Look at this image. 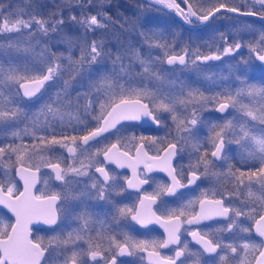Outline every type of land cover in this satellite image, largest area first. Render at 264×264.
I'll return each mask as SVG.
<instances>
[{
    "label": "snow or ice",
    "instance_id": "6c2138e0",
    "mask_svg": "<svg viewBox=\"0 0 264 264\" xmlns=\"http://www.w3.org/2000/svg\"><path fill=\"white\" fill-rule=\"evenodd\" d=\"M152 2L174 9L188 23H192L193 17L207 22L214 19L221 10L264 18V0H253V5L261 6L260 11L249 10L243 13L240 7H230L222 0H213L207 8L201 7L196 0L191 3L189 0H181L186 9L181 8L177 0ZM87 4L91 6L93 0H87ZM102 6V3L98 5ZM59 16L57 19V13L51 14L49 18L29 14L25 18L23 10L8 12L6 15L0 12V17H3L0 19V34H15L18 37L26 35V39L15 42L9 39L7 47L17 52H29L42 45V40H36L37 35L47 40L50 34L62 30V11ZM70 20L78 24L83 33L77 38L78 43L61 37L68 44L67 56L52 52L47 44H43L36 62H25L23 65L11 62L5 65L0 62V132L6 131L13 141H21L0 146V167L3 168L0 173V205H4L15 217L12 223L0 220V264H49L53 252L58 253L57 258L61 264H89V261H97L98 257L106 258V253H115L111 255L108 264H117V256L124 255L138 256L143 264L144 254L148 264H184L181 258L192 259L194 264H200L201 253L190 251L188 242L182 244L181 228L184 224L199 225L202 221L217 217L225 218L226 226L215 232L202 233L199 229L188 232L202 253L218 256V264H264V85L242 81L243 86L235 91L223 89L211 95H206L199 88L187 87L185 90L184 86H181L179 92L165 91L159 86L164 77L161 70L156 69V60L151 57L145 59L139 51L133 50L129 55L134 62L138 61L141 68L139 73H133L132 65H126L125 57L118 53L112 60V70L92 79L89 83L90 91L77 93L73 99L70 92L72 82L83 74L85 67L91 68L104 56H111L110 52L104 51L103 40L89 42L87 34L104 29L106 21L115 22L107 13L99 11L96 14L81 15L79 20L76 15H72ZM221 39L227 42L223 35ZM155 46L166 50L171 47L159 41H156ZM74 47L79 48L78 58H74ZM241 47V42L234 41L224 47L222 52L218 50L210 55L195 50L191 53L195 57L191 63L196 65L198 61L219 60L221 55L235 52ZM248 47L259 61L264 62V34L257 44L250 43ZM165 55L169 65L188 63L187 48L184 54L167 55L166 51ZM65 75L68 79H63ZM137 77L142 86L131 84ZM58 79L63 80V88L56 92L55 99L29 116L28 111L21 107L24 99L31 100L37 94L43 95L42 90L46 85ZM145 80L155 81L157 86L150 88L144 83ZM82 97L85 100L83 105L80 104ZM208 105H214L219 113L233 109L235 115L224 118L222 122L209 123L207 137L203 141H193L196 126L207 123L201 121L200 112ZM161 113L171 116L177 132L174 140L162 147L163 155L150 156L145 150V144L140 143L136 147L135 156H132L128 151L121 150L119 140L92 150L95 144L105 138V133L117 129L122 121L148 118L159 125L162 122ZM56 121L59 122V132ZM92 122L95 127H91ZM21 123H24L23 128L19 127ZM69 130L72 135H68ZM26 136L31 137V144L24 142ZM140 140L157 143L154 137H140ZM181 142L191 143L190 156H195V160L190 159L188 165L190 171L187 184L182 182L184 168L181 167L178 173L172 164L173 158L183 151ZM230 143L239 146L240 163L246 165V169L228 164L226 171L216 170L217 161L226 162L229 159L225 145ZM208 146L212 149L210 152ZM57 148L67 153V161L61 157L53 162ZM108 164L131 169L132 175L123 178L126 188L109 171L106 167ZM141 165L145 172L154 169L166 172L171 183L159 184L153 192L141 195L137 206H120L113 201L116 214L112 220L116 227L129 216L142 226L155 222L163 227L166 239L137 240L127 233L105 235L109 231L105 222L94 220L87 210L76 213L75 219L79 221L77 228L66 235L49 238L47 244L43 237L34 234V225L38 223L56 225L65 211L63 205L69 199L80 200L86 195L91 197L95 192V199L107 201L111 200L113 194L119 196L127 189L140 190L142 185L149 183L148 179H141ZM42 168L51 169L54 180L61 183L63 191L51 190V175L49 179L43 180L44 188L39 192L34 191L41 179ZM201 176L215 177L217 182L231 184L234 190L219 199H210L208 192L204 191L201 197L189 200L178 208H166L160 214L154 210L153 206L163 196H175L178 189L196 184ZM15 177L23 182V190L18 188ZM81 177H89L91 184L85 185L79 193H74L73 185ZM231 198L236 199L240 206H233ZM197 203L198 211L194 207ZM96 223H99V229L94 227ZM92 232H95L94 236ZM224 232L238 235V241L225 242L218 235ZM253 232L260 238L258 243L252 238ZM120 234L123 235V241L117 239ZM105 242L107 248L104 247ZM84 245H87L86 249ZM170 245L177 246L175 255H163L160 249Z\"/></svg>",
    "mask_w": 264,
    "mask_h": 264
},
{
    "label": "flooded vegetation",
    "instance_id": "af4514ba",
    "mask_svg": "<svg viewBox=\"0 0 264 264\" xmlns=\"http://www.w3.org/2000/svg\"><path fill=\"white\" fill-rule=\"evenodd\" d=\"M193 0H189L191 3ZM209 2L204 5V8L209 7L213 0H208ZM197 3L201 6V0H196ZM222 2L228 3L229 6H237L240 7L241 13L249 11V10H256L260 11L261 6L259 4L253 5V0H222ZM177 3H181V0H177ZM183 7L186 9V5L181 3ZM202 7V6H201ZM169 11L173 14V17L176 18V21L182 25V27L187 28L189 30H196L202 29L204 26L209 24L212 21H215V32L218 34L216 38L210 46L206 47L205 44L201 47V50L204 51L203 55H208L213 52H222L223 48L233 44L234 41H239L242 44L241 49L236 50L235 52L221 55L219 60H208V61H198L201 64H208V63H223L226 61H231L236 64V67L233 69L235 70V78L234 83L232 85V91L235 89L242 87V81H246L249 84H257V85H264V77L259 76H250L244 77V79L239 78V73L242 70L250 69V67L255 68H262L264 70V62H261L257 59L255 53L250 52L248 44H257L260 41L261 35L264 34V18L259 16H245L240 13H231L227 12L226 10H221V12L216 15L214 19H210L207 22H201L197 20L195 17L192 18V23L182 22L183 17H181L174 9H169ZM117 12V11H116ZM111 13V12H110ZM174 18V19H175ZM231 29L230 34L227 33L225 30ZM222 35L227 38V42L221 39ZM184 51L179 53H168V54H180ZM195 58V57H194ZM242 66V67H240ZM248 67V68H247ZM206 88V87H205ZM205 88L202 90L208 95ZM38 95V94H37ZM35 98V97H33ZM31 98V99H33ZM73 98V96H72ZM28 99V98H26ZM83 101V100H82ZM80 100V104L83 105L85 101L82 102ZM147 102V101H146ZM212 114L216 116V118L221 119V115L225 113H219L215 111V106L206 107ZM81 117L83 118V110L81 109ZM161 123L157 124H141L138 121H122L121 124L117 125V129L110 130L109 133H105L103 139L99 141V143L95 144L92 148L94 151L96 147H103L104 145H110L111 143H115L118 140L120 141V147L122 151H128L130 155L135 156L136 154V147L140 143L145 144V150L148 152L150 156L161 155L162 147H165L168 142H172L174 138L170 134L171 128L169 127V122L165 115L160 116ZM90 119V118H89ZM75 123V121H73ZM95 123H91V127H95ZM60 131V128H58ZM73 133L69 130L68 135H72ZM140 137H154L157 140V143L153 144L149 140L141 141ZM134 138V139H133ZM128 145V147H125ZM212 149L209 148V152ZM203 151V149H201ZM63 158L67 161V153L59 148L53 154V162H56V158ZM102 159V157H101ZM240 159L236 155H232L229 158V164L235 165V167L246 169V165L240 163ZM192 160V159H191ZM195 160V159H194ZM192 160V161H194ZM190 162V158H187V155L184 153L179 152L176 157L173 158L172 164L173 167L177 169L179 173L181 171V167L184 168V178L182 182L187 184L188 178V165ZM251 163V161L249 162ZM224 168L223 161L216 162V168L218 167ZM259 165L257 164L256 167ZM106 167L109 171L116 175L121 182V186L126 188V183L124 181V177H130L132 175L131 169L125 168H118L115 164H108ZM219 170V169H218ZM141 173V179H148L149 183L144 184L141 186L140 190L136 189H127L124 193L117 196L115 194L112 195L111 200L102 201L99 199H95V192L92 193V196H84L80 200H72L69 199L63 205L65 211L61 214L60 218L57 221L56 225H45L42 222L34 225V234L37 236H41L44 238L45 243H48L49 238L56 237V236H63L66 235L72 229H75L79 226V221L75 219L76 213L81 211L87 210L89 213L92 214L93 219L96 221H104L107 225L109 231L105 232V235H116L118 233H127L137 240L140 239H157V240H164L167 238V234L164 232L163 227L160 224L155 222L150 223L146 226H142L135 221L131 220V217H127L120 221L119 227H116L112 217L116 214L115 209L113 206V201L116 205H128L129 207L137 206L139 204L140 196L144 193H151L159 184H170L171 178L168 174L160 169H154L152 172H145L143 169V165L140 166L139 169ZM202 171V169H201ZM94 173L95 170L92 169ZM14 174V170H13ZM52 176L49 179V176ZM98 176V174H96ZM40 181H38L36 188L34 191L39 192L40 189L44 188L43 180L49 179V186L51 190L54 191H63L61 187V183L59 181L54 180V174L51 173V169L42 168L40 173ZM179 178V177H178ZM16 179V178H15ZM78 183L73 185V192L79 193L84 189L85 185L91 184V179L89 177H81L77 178ZM102 179V178H101ZM18 188L20 189L19 182L17 184ZM233 186L231 184H227L223 181L217 182L215 177L212 176H201V178L196 182V184L188 185L186 188H181L177 190V194L175 196H163L161 200L157 201V204L153 206L154 210L160 214L166 208H178L181 204L186 203L189 200H194L196 198L201 197V193L204 191L208 192L210 199H219L225 193L232 192ZM232 199V204L235 207H239V202ZM228 200H226V204ZM195 209L199 210V204L194 205ZM0 220H4L6 222L12 223L14 222V218L8 214L3 208L0 207ZM242 221L245 218H241ZM245 223H249L245 221ZM226 226L225 218L217 217L213 220L202 221L199 225H187L184 224L181 228V242H188L189 250L192 252L201 253L199 256L200 264H218L219 257L215 254L209 253H202V249L200 246L192 240V237L188 235V232L193 230L199 229L202 233L203 232H215L216 229ZM96 229L100 228L99 223L94 225ZM186 229V231H185ZM93 236L95 232L91 233ZM225 242H236L238 241V235L233 236L229 235V233H219L218 234ZM252 238L255 242H259L260 238L254 232L252 233ZM117 239L123 241V235H117ZM181 244V246H182ZM104 247L107 248V243L105 242ZM175 245H170L166 249H160L163 255L174 256ZM84 248H87V245H84ZM115 253H106V258L98 257L97 261H89V264H108V261L111 259V255ZM58 253L53 252L51 254V259L49 260V264H61L60 259L57 258ZM184 264H194L192 259H185ZM117 264H142L140 258L138 256H117ZM143 264H148L146 254H144Z\"/></svg>",
    "mask_w": 264,
    "mask_h": 264
},
{
    "label": "rangeland",
    "instance_id": "374dc122",
    "mask_svg": "<svg viewBox=\"0 0 264 264\" xmlns=\"http://www.w3.org/2000/svg\"><path fill=\"white\" fill-rule=\"evenodd\" d=\"M151 1L152 0H148ZM102 3H106V0L101 1ZM193 2V1H192ZM209 1L202 0L201 6L203 7ZM118 6L121 7L122 11H125L126 15H122L117 18V20H113V22L106 21V27L104 29H97L94 33L89 32L87 34V40L91 42L92 40H103L104 41V51L110 52L111 56H104L97 64L91 66V68L85 67L83 74L78 77L75 81L72 82V86L70 89L71 96L75 99L77 93H84L90 91L89 83L92 79L98 77L100 74L104 72H109L112 70L113 64L112 60L119 53L124 56V63L126 65H132L133 73H139L141 68L139 66L138 61L134 62L130 58V52L133 50L139 51L142 57L145 59L151 57L153 60H156V69L161 70V74L164 77V80L160 82V87H162L165 91L171 90L173 92H179L181 86L192 88H199L207 91L208 95L214 94L216 92H221L223 89L232 90V85L234 83L235 78V70L236 64L231 61H224L223 63H208L206 65L197 62L196 65L191 63L192 59H195L191 54L195 50H199L202 54L204 51L201 50V47L205 44L206 47L213 44L216 35L215 32V21L210 22L202 29L189 30L187 28L182 27L178 22H174L169 16L171 15H160L159 17L155 13H148L147 15L137 14L135 12V7L126 5L125 2L119 0ZM117 3L113 1L108 3L110 7H114ZM98 4V3H97ZM155 4V3H154ZM86 8H82L80 6L78 0H0V12L5 15L8 12H15L17 10H23L25 14V18L29 14L41 16L43 18H49L51 14L57 13V19L60 18L59 13L62 11L64 25L62 26V30L57 33L50 34V37L47 40H44L41 36L37 35L36 40H42V45L47 44L52 52L55 53H64L65 56L68 54V44L64 42L61 37H66L72 39L74 42L78 43L77 38L82 36L83 29L80 26L70 20V16L76 15L77 20L80 19L81 15H90L96 14L97 9L94 7V4L89 6L85 5ZM163 6V5H162ZM181 8H184L180 3ZM140 7V5H138ZM114 9V8H113ZM89 11V12H88ZM116 14L117 12H112L111 14ZM136 13V14H135ZM121 15V13H120ZM3 17H0L2 19ZM175 18V17H174ZM176 19V18H175ZM151 32H155L157 36L163 38L164 36L169 37L168 43L159 42L162 44L170 45L169 49H164L160 47H156L155 44L147 43L146 36L147 30L144 28V25ZM122 25V27H121ZM230 34L231 29L225 30ZM162 34V35H160ZM26 35L24 37H18L15 34H0V62L7 63H18L23 65L25 62L31 64L36 62L39 59V54L41 52V47H35L34 50L29 52H17L15 49H9L7 47L9 39L13 42L16 40L26 39ZM21 47H26V45H21ZM188 49L189 55L187 57L188 63L186 65H173L166 66L163 63V59L165 57V52L168 53H179L184 51V49ZM74 58L79 57V48L74 47ZM160 56V57H159ZM157 58H159L157 60ZM242 67V66H240ZM243 68V67H242ZM248 68V67H247ZM254 75L259 77H264V70L262 68L250 67V69L242 70L239 73V78L244 79L246 75ZM249 77V76H246ZM63 79H68V76L65 75ZM139 77L131 81V84L135 86H142L138 83ZM128 78L125 77V81ZM144 83L148 85V87L153 88L157 86V82L155 81H147ZM257 85V84H256ZM63 88V80H56L55 82H50L49 85H46V88L43 91V95L38 94L35 98L28 100L24 99L21 103V107L25 108L29 116L32 113L37 112L42 105L46 103H51L52 100L55 99V94L57 91ZM81 101H85L82 97ZM82 101V102H83ZM247 103L248 101L245 100ZM213 105H208V107H212ZM165 115L167 121L169 122V127L171 128L170 134L173 138L177 136L176 125L173 123L171 116L168 113H161L160 116ZM235 115V110L229 109L224 115H221V119L216 118L214 114H212L208 109H204L200 112L201 121L207 123H200L196 126V131L194 132V136L192 140H200L203 141L208 135V124L216 121L222 122L224 118H231ZM57 131L59 132V122L56 121ZM30 126V124H29ZM20 128L24 127V123L19 125ZM20 143V140L13 141V138L7 135V132H0V146H3L8 143ZM24 142L31 144V137H24ZM180 146L183 147L184 153L187 155V158L192 160L195 159V156H190L192 153L191 143L184 144L181 142ZM211 148L210 146H208ZM225 153L231 158L232 155L240 156V148L235 143H230L225 145ZM13 161L15 157L13 156ZM224 162V161H223ZM229 164V159L224 162V168L218 167L216 170L218 171H226ZM3 172V168L0 167V173Z\"/></svg>",
    "mask_w": 264,
    "mask_h": 264
},
{
    "label": "trees",
    "instance_id": "16d2710c",
    "mask_svg": "<svg viewBox=\"0 0 264 264\" xmlns=\"http://www.w3.org/2000/svg\"><path fill=\"white\" fill-rule=\"evenodd\" d=\"M101 1H104V0H93V4H94V7H96L97 9V12H105L108 14L109 17H111L113 20H117V18L121 17L122 15H126L125 11H122V9H120L121 7L118 6V3L119 0H106V3H102ZM114 2V3H117L116 5H114V9L112 7H110L108 5V3L110 2ZM122 2H125L126 5L128 6H133L135 7V12L137 11V14H138V11H139V14L141 15H147L148 13L152 14V13H155L158 17L160 15H171L169 16L174 22L176 21V19H174L173 17V14L169 11L168 8L162 6V5H159V4H154L153 2L151 1H148V0H121ZM80 6L83 5L84 8H86V4H87V0H78ZM98 3V4H97ZM103 4L102 7H98V5L100 4ZM138 5H140V7H138ZM81 7V9L83 8ZM116 12V14H111L110 12ZM89 12V11H88ZM121 13V15H120ZM136 14V13H135ZM177 22V21H176ZM144 25V24H143ZM144 28H146L147 30V36H146V41L147 43H151V44H155L156 41H159V42H164V43H168V40H169V37L167 36H164L163 38H160L159 36H157V34H155V32H151L148 30V28L144 25ZM160 57V56H159Z\"/></svg>",
    "mask_w": 264,
    "mask_h": 264
},
{
    "label": "water",
    "instance_id": "95a60500",
    "mask_svg": "<svg viewBox=\"0 0 264 264\" xmlns=\"http://www.w3.org/2000/svg\"><path fill=\"white\" fill-rule=\"evenodd\" d=\"M182 22L183 23H186L185 22V20L184 19H182ZM180 54H183V53H180ZM167 55H174V54H167ZM176 55H179V54H176ZM208 55H210V54H208ZM167 56L165 55V57H164V59H163V63L166 65V66H173V65H175V64H177V65H180L178 62L177 63H175V64H172V65H169V64H167ZM215 111H217L216 110V108H215ZM218 112V111H217ZM139 123H141V124H148V123H150V124H155L154 122H152L150 119H148V118H142L141 120H139L138 121ZM161 155H163V152L161 151ZM16 178V180L19 182V185H20V190H23V182L22 181H19V178L18 177H15ZM0 207L1 208H3L8 214H10L13 218H14V220H15V217H14V215L4 206V205H0Z\"/></svg>",
    "mask_w": 264,
    "mask_h": 264
}]
</instances>
